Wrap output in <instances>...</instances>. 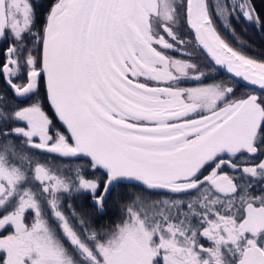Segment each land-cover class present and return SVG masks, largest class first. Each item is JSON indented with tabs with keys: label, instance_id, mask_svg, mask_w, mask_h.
Instances as JSON below:
<instances>
[{
	"label": "snow or ice",
	"instance_id": "obj_1",
	"mask_svg": "<svg viewBox=\"0 0 264 264\" xmlns=\"http://www.w3.org/2000/svg\"><path fill=\"white\" fill-rule=\"evenodd\" d=\"M241 20L264 0H0V264H264Z\"/></svg>",
	"mask_w": 264,
	"mask_h": 264
},
{
	"label": "trees",
	"instance_id": "obj_2",
	"mask_svg": "<svg viewBox=\"0 0 264 264\" xmlns=\"http://www.w3.org/2000/svg\"><path fill=\"white\" fill-rule=\"evenodd\" d=\"M233 26L236 30L237 37L246 42V50L249 55H252L254 57H264V30H257L255 27L251 25L245 24L242 20L237 23L233 21ZM219 27V25H218ZM185 36L184 38H192L191 34L187 32L185 29ZM221 35L224 36V38L234 47L238 48L239 45L235 43V41L228 37V35L223 31V29H220ZM203 57L206 59V57L203 55ZM207 60V59H206ZM208 62V61H207ZM217 75H219V78H226L230 79L227 76L223 75L220 71L216 72ZM231 80V79H230ZM233 82L237 83L233 80ZM241 89H247L246 87L240 85L237 83ZM192 86L191 83L185 85V86ZM50 111V110H49ZM51 115V112H50ZM79 204V202H77ZM110 218H115L112 214V211L109 213V217L104 218V222L107 223Z\"/></svg>",
	"mask_w": 264,
	"mask_h": 264
},
{
	"label": "rangeland",
	"instance_id": "obj_3",
	"mask_svg": "<svg viewBox=\"0 0 264 264\" xmlns=\"http://www.w3.org/2000/svg\"><path fill=\"white\" fill-rule=\"evenodd\" d=\"M210 2H211V0H210ZM223 31H224V30H223ZM224 32L228 35L229 38L233 39V37H232L231 35H229L228 32H226V31H224ZM185 39H187V40H191L189 37H188V38H185ZM233 40L235 41V43H237L235 39H233ZM197 58H199V61H198V62H199V64H201L202 66L208 63L207 60L203 57L202 54H200L199 51H196V52L194 53V59L196 60ZM215 76H216V78H217L218 81H219V80H223V81H227V82L233 84V85L237 88V95H239L241 92L247 90V89H241L237 83L233 82V80L226 79V78H219V79H218L219 75H217V73H215ZM186 85H187V84H186ZM188 86H190V85H188Z\"/></svg>",
	"mask_w": 264,
	"mask_h": 264
},
{
	"label": "water",
	"instance_id": "obj_4",
	"mask_svg": "<svg viewBox=\"0 0 264 264\" xmlns=\"http://www.w3.org/2000/svg\"><path fill=\"white\" fill-rule=\"evenodd\" d=\"M220 72H221L223 75H225V76H227L228 78H230V75L227 74L226 72H224V71H220ZM234 81H236V82L239 83L240 85L246 87V86H245V82H243V81H238V80H234Z\"/></svg>",
	"mask_w": 264,
	"mask_h": 264
},
{
	"label": "flooded vegetation",
	"instance_id": "obj_5",
	"mask_svg": "<svg viewBox=\"0 0 264 264\" xmlns=\"http://www.w3.org/2000/svg\"><path fill=\"white\" fill-rule=\"evenodd\" d=\"M184 36H185V31L183 32V37H184ZM198 61H199V58L196 59V62H197V63H199Z\"/></svg>",
	"mask_w": 264,
	"mask_h": 264
}]
</instances>
